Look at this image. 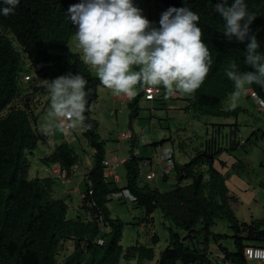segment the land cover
Segmentation results:
<instances>
[{
    "label": "trees",
    "instance_id": "16d2710c",
    "mask_svg": "<svg viewBox=\"0 0 264 264\" xmlns=\"http://www.w3.org/2000/svg\"><path fill=\"white\" fill-rule=\"evenodd\" d=\"M159 1L167 9L186 6L199 14L198 26L212 56L211 71L203 85L184 98L183 109L212 117L236 115L237 109L224 108L225 98L235 90L226 70L233 61L240 71L252 70L244 63L248 41L240 43L223 35L225 22L215 10L217 0ZM80 2L21 0L13 14L0 15V264H58L60 250L68 240L73 241L74 249L61 264H135L134 260H153L155 246L160 241L158 233L151 235L148 244L137 242L126 248L121 244L125 223L112 215L108 203L114 192L124 189L136 197L133 200L136 207L143 209L139 223L152 225L153 214L160 209L180 229L169 228L168 245L157 264H219L210 255V235L216 242L225 236L232 238L233 248L219 245L225 254L223 261L253 264L247 260L245 248L250 246V241L263 239L264 229L259 221L239 220L233 208L237 197L216 166L225 150L222 140L226 135L213 133L188 162L176 160L175 182L168 190L142 182L143 158L133 149L123 163L125 186H118L108 176L104 164L105 140L100 135L98 119L92 116L101 83L81 54L70 46L77 26L71 23L68 9ZM245 3L249 13L257 15L250 25V34L257 37L258 51L264 54V0H245ZM4 7L9 6L0 2V9ZM26 64L36 68V73L45 79L79 73L88 82L85 90H90L89 111L85 113V123L91 127L83 130V136L91 148L93 165L87 173L85 196L74 216L69 215L68 199L54 195L56 176L29 177L31 162L27 151L46 143L47 136L38 128L32 97L24 90L23 82L32 80L23 81ZM250 87L264 99V88L255 84ZM144 96L145 88L127 102L130 119L139 116ZM236 134L231 135V144L236 145ZM79 161L78 153L67 141L54 145L53 152L42 158L49 166L59 163L67 175ZM169 178L164 175V179ZM219 218L228 221L232 234L213 233L212 226ZM201 234H205L204 248L197 244Z\"/></svg>",
    "mask_w": 264,
    "mask_h": 264
},
{
    "label": "clouds",
    "instance_id": "9594fccd",
    "mask_svg": "<svg viewBox=\"0 0 264 264\" xmlns=\"http://www.w3.org/2000/svg\"><path fill=\"white\" fill-rule=\"evenodd\" d=\"M9 7L0 15L14 13L21 0H0ZM215 10L223 18V35L240 43L248 41L244 63L250 71H240L236 62L226 70L234 83L233 106L248 86L264 88V54L257 37L250 34L256 13H249L245 0H217ZM83 62L95 69L100 83L116 96L135 98L143 88L163 87L165 98L195 93L212 69V56L198 26L199 14L188 7H170L161 14L159 27L143 15L133 0H81L68 9ZM87 80L79 73L46 80L50 98L42 131L54 128L75 132L88 130Z\"/></svg>",
    "mask_w": 264,
    "mask_h": 264
},
{
    "label": "rangeland",
    "instance_id": "374dc122",
    "mask_svg": "<svg viewBox=\"0 0 264 264\" xmlns=\"http://www.w3.org/2000/svg\"><path fill=\"white\" fill-rule=\"evenodd\" d=\"M135 6L139 7L143 15L152 23L154 27H159V20L161 14L167 10L159 0H133ZM76 41L73 37L70 46L74 52L82 55L81 49L76 48L74 43ZM18 44L17 41H15ZM78 43V42H77ZM93 70V68H92ZM94 71V70H93ZM29 72L32 80L29 83H24V90L31 95V103L34 108L35 114L38 117V128L42 131L43 125L47 120V113L50 110V98L48 90L45 86L46 80L36 73V68L25 65V71ZM96 74V71H94ZM38 86V87H37ZM99 98L92 109V116L98 119L100 123L99 132L105 140L106 159L110 164L114 165L113 170H116V165H119L117 170L120 174L121 180L117 181L118 186L123 187L126 184L125 168L120 160L126 155L130 156L131 150L144 159H151L152 165H143V171L146 173L153 170L156 177L152 180L142 178V182L149 183L152 186H158L162 190H168L173 186L175 179L171 176L169 179H164L161 166L157 162L158 154L162 152L163 144H172L175 146V154L179 163L188 162L196 153L197 148H202L207 140L209 133L212 131L213 121L227 120L232 117H212L201 115L193 110L185 111L183 107L186 105L184 97H189L188 94L173 95L165 98L164 89L161 86L162 92L157 95L155 100L146 101L144 98L140 102L139 116L130 119V110L127 102L124 104L113 103L109 97V90L102 84L99 87ZM229 98L224 100V104L229 106L232 100V94ZM161 99V100H160ZM185 111V112H184ZM254 115V120L259 122L257 133L259 135L264 131V112L257 109L250 108L249 113H241L240 118V131L237 132V139L245 142L251 132L248 130V121L243 119L246 116ZM131 130L133 138L129 140L118 139V134L124 131ZM216 131V132H215ZM43 132V131H42ZM218 133V129L213 131ZM47 136V142L40 143L32 152L27 151L31 165L29 169V177H47L49 172L46 171V165L40 160L39 151L44 148L50 150L54 145L67 141L72 147L75 148L79 155L80 161L86 164L91 163L89 155L86 150H91L88 141L83 136V130L75 132L60 131L54 128L53 131ZM172 138V141L169 139ZM255 138V136H252ZM261 138L260 136L258 139ZM167 139V140H166ZM164 140V142H162ZM254 140V139H252ZM225 144V140H222ZM162 142V143H161ZM135 143V148L133 145ZM158 143V144H154ZM155 147V148H154ZM183 147V148H182ZM222 157L230 162V166L224 169L223 173L227 179L229 189L233 190L238 196L239 200L233 205V208L238 212L239 216L245 213V206L247 203L253 201V196H258L256 189L259 187L261 192L259 196H264V141L258 143L257 146L251 145V142H246L243 145H237L235 149L222 152ZM116 159H114V158ZM238 161V162H237ZM79 163V167L75 172L73 180L61 182L60 178H55L54 186L57 189L68 192L70 189L78 187L75 194H71L68 198L69 215H76L75 207L81 198V192L86 189V180L83 175L85 170ZM218 165V164H217ZM220 168V165H218ZM83 175V178L81 176ZM259 198V197H257ZM75 205H72V204ZM108 206L114 217H120L124 221V233L121 239V244L124 248L133 245L137 242L148 244L150 237L154 233L160 236L159 243L155 246V258L153 260L137 261L135 264H157L161 252L168 245L169 228H176L170 219L164 217L160 209L154 212V223L152 225L141 224L138 222L139 216L143 214V209L136 207L135 203L128 197L116 198L111 197ZM212 231L215 233L232 234L227 220L219 218L212 226ZM198 246L204 248L205 234L198 236ZM221 242L229 249L233 248V240L230 236L222 237ZM209 251L218 249L213 235H210ZM74 249L72 240L64 243L58 255V264H61L66 256ZM123 263V262H122ZM178 264H183L179 262Z\"/></svg>",
    "mask_w": 264,
    "mask_h": 264
},
{
    "label": "crops",
    "instance_id": "0c3cea01",
    "mask_svg": "<svg viewBox=\"0 0 264 264\" xmlns=\"http://www.w3.org/2000/svg\"><path fill=\"white\" fill-rule=\"evenodd\" d=\"M76 38V37H75ZM78 41L76 40L75 43H74V46L76 48H79L78 46ZM95 71V69H93ZM93 71V72H94ZM24 84V82H23ZM101 86V85H100ZM99 86V87H100ZM100 89V88H99ZM99 89H98V93H99ZM252 90V88L250 86H248V90L246 93L242 94V96L237 100L236 104L233 106V102L231 100V103L229 104V106H226L224 104V108L226 110H229V109H237V114L236 115H230V116H226V117H232V118H228L227 120H220L218 122H215V121H211L209 124H212V131L210 132L209 130L207 131L209 133L207 139L211 136H213V131L215 129H218V134L219 136L221 137H224V135H226V138L224 139L225 140V144H224V147H225V150L224 151H230V150H233L235 149V147L239 144V145H243L245 144L246 142H251V145H255L257 146L259 142L261 141H264V131L262 132L261 135H259L257 133V131L259 130V128H257V126L259 125V122L255 121L254 119V115H249V116H246L244 117L243 119H245V121H248L249 124L247 125L248 126V130H249V133L251 132V134L249 135V137L246 139L245 142H242L240 139H237V136H236V145L234 144H231V141L229 140L231 135H233V133L235 134V132H239L240 131V118H241V113H249V110L250 108H255L259 111H263L264 112V108H257L256 106V103H255V100L252 96V94L250 93V91ZM233 93V92H232ZM230 93V94H232ZM230 94H228V96L225 98V100L227 98H229V96H231ZM109 97H110V100L113 102V103H118L120 100L119 99H115L116 95H114L110 90H109ZM125 97V96H124ZM185 98V97H184ZM115 99V100H114ZM130 100V98L128 97H125V102H128ZM118 101V102H117ZM225 102V101H224ZM121 103V101H120ZM186 111V110H185ZM184 111V112H185ZM188 111V110H187ZM224 118V117H222ZM237 135V134H236ZM252 136H255V138H252ZM261 137L258 139V137ZM133 138V137H132ZM254 139V140H252ZM44 144V143H42ZM166 146H173V143L172 144H163L162 145V149ZM38 147V146H37ZM54 147V146H53ZM53 147L50 149V150H47L46 148L43 147V149L41 151H39V158L40 160L42 161V158L46 157V156H49L52 152H53ZM155 148V147H154ZM175 149V148H174ZM86 153L89 155V160L91 163H88L86 164L85 162L83 161H79L78 164L75 165V167L73 168V171L72 173L70 174L71 176V179L70 180H73L74 176H75V172L77 170V168L79 167V163L81 164L80 166H82L85 170L83 171V175H84V178L86 180V176H87V173L89 171V169L92 167L93 165V161H92V158H91V150H86ZM135 153V152H134ZM136 154V153H135ZM222 154V153H221ZM219 155V159L220 161H223L225 162V164H221L220 161H216V166L220 165V170L224 171V169H227L229 168V166L231 165L229 161H227L225 158L222 157V155ZM131 155V154H130ZM130 157V156H129ZM114 158V157H113ZM124 158H128V156H124ZM175 158H176V154H175ZM116 159V158H114ZM108 160V159H107ZM177 160V158H176ZM109 161V160H108ZM178 161V160H177ZM238 162V161H237ZM44 163V162H43ZM45 164V163H44ZM218 164V165H217ZM46 165V171L49 172V176H53L55 177V175L52 173V171L49 169V164H45ZM119 168V165H116V170L115 173L116 175L118 176L119 180H121V177H120V174H118L117 170ZM224 174V173H223ZM83 175L81 176V178H83ZM228 179V178H227ZM61 180V178H60ZM117 180V181H119ZM61 182L63 183V181L61 180ZM66 182V181H65ZM227 182V181H226ZM261 185H264V183H261ZM229 188V187H228ZM78 191V187H75V188H72L70 189L68 192H65V191H62L60 189H57L55 186H54V195L56 197H66L67 199L70 197L71 194H75L77 193ZM230 191L234 194L235 192L233 190L230 189ZM257 193H258V196L259 198H257L256 196H253V201L252 202H249L246 204L245 206V213L242 215V216H239L238 215V212H236V215L237 217L239 218V220L241 221H246V222H251V221H259L260 222V226L264 229V196H259V193L261 192V189L258 187L256 189ZM84 192H81V198H80V201L79 203L76 205L75 207V210L78 212V207L82 201V194ZM237 197V202L239 200L238 196ZM69 202V201H68ZM237 202H234L233 205ZM72 205H75L74 203ZM69 206H70V203H69ZM76 212V213H77ZM143 225L145 223H142ZM148 225V224H147ZM150 225V224H149ZM215 233V232H213ZM150 239V238H149ZM222 239V238H221ZM221 239L216 242V245L218 246V249L216 250H213L212 252H217L220 250L219 248V245H223V243L221 242ZM251 245H258V246H262L264 247V238L263 239H257V240H253V241H250V246ZM210 247V246H209ZM71 253V252H70ZM69 253V254H70ZM68 254V255H69ZM219 264H228L227 262L225 261H220Z\"/></svg>",
    "mask_w": 264,
    "mask_h": 264
},
{
    "label": "built area",
    "instance_id": "2783aa9c",
    "mask_svg": "<svg viewBox=\"0 0 264 264\" xmlns=\"http://www.w3.org/2000/svg\"><path fill=\"white\" fill-rule=\"evenodd\" d=\"M32 79V76L29 72H26L23 76V81H29ZM162 92V89L159 88H145V96L144 99L146 101H153ZM250 93L252 94L257 108H264V99L259 96L255 91L251 90ZM115 99H119L121 101V104L125 102V97L123 95L116 96ZM133 137V132L131 130L124 131L118 134V139L120 140H129ZM127 160V158H122L120 162L124 163ZM157 162L161 166L163 175L166 176H173V171L175 169L176 165V158H175V149L173 146H166L163 148L161 154L157 156ZM104 164L107 168V174L110 178L117 181L119 180L118 176L116 175L115 171L112 169L113 165L110 164V162L106 159L104 161ZM143 165H152L151 159H144L140 162V176L141 178H145L146 180H152L156 177V173L153 170H150L148 172H144L142 166ZM49 169L52 171V173L58 177L61 178L63 182L69 181L71 179V175H67L62 166L59 163H53L50 165ZM88 176H86V179ZM89 193H92L90 190ZM85 193L82 194V199L84 198ZM112 197L116 198H122V197H128L132 201L136 199L132 193L124 189L123 191L114 192L112 194ZM99 242H102L101 239H99ZM211 257L220 262L224 259V252L222 250H219L217 252H211ZM245 256L248 261H250L253 264H264V247L257 246V245H251L245 248Z\"/></svg>",
    "mask_w": 264,
    "mask_h": 264
},
{
    "label": "bare ground",
    "instance_id": "6f19581e",
    "mask_svg": "<svg viewBox=\"0 0 264 264\" xmlns=\"http://www.w3.org/2000/svg\"><path fill=\"white\" fill-rule=\"evenodd\" d=\"M126 97V96H125ZM115 100V99H114ZM118 102V101H117ZM120 102V101H119ZM125 103V102H124ZM124 103H122V104H124ZM158 155H160V154H158ZM114 166V165H113Z\"/></svg>",
    "mask_w": 264,
    "mask_h": 264
}]
</instances>
